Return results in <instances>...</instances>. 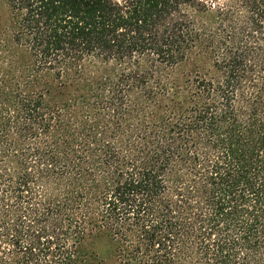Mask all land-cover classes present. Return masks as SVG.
<instances>
[{
	"label": "trees",
	"instance_id": "obj_1",
	"mask_svg": "<svg viewBox=\"0 0 264 264\" xmlns=\"http://www.w3.org/2000/svg\"><path fill=\"white\" fill-rule=\"evenodd\" d=\"M0 264H264V0H0Z\"/></svg>",
	"mask_w": 264,
	"mask_h": 264
},
{
	"label": "rangeland",
	"instance_id": "obj_2",
	"mask_svg": "<svg viewBox=\"0 0 264 264\" xmlns=\"http://www.w3.org/2000/svg\"><path fill=\"white\" fill-rule=\"evenodd\" d=\"M209 2L213 3V4H225V0H208Z\"/></svg>",
	"mask_w": 264,
	"mask_h": 264
}]
</instances>
